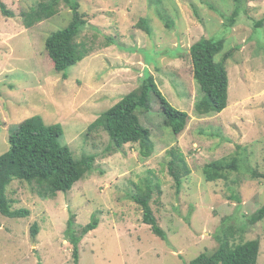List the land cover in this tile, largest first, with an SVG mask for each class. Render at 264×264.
<instances>
[{"label":"rangeland","instance_id":"rangeland-1","mask_svg":"<svg viewBox=\"0 0 264 264\" xmlns=\"http://www.w3.org/2000/svg\"><path fill=\"white\" fill-rule=\"evenodd\" d=\"M76 1L96 28L87 27L79 38L93 52L68 68L63 80L44 43L68 25L70 9L61 3L55 16L25 28L21 14L39 0H2L14 17L0 13V155L22 122L40 116L47 125L61 126L60 144L74 159L91 156L94 163L70 192L54 198H41L35 185L23 181L6 188L12 210L30 214L0 215V264H74L65 236L70 214L76 229L99 221L78 246V264H188L201 253L212 254L216 236L228 229L234 244L257 239V264H264V221H247L264 205V178L250 174L264 175V0L244 4L233 27H226L232 0ZM158 12L167 15L171 28ZM141 18L149 21L150 35L136 27ZM201 38L223 40L222 53L233 50L225 62L227 107L210 116L194 111L202 93L193 80L189 48ZM145 71L164 99L188 114L184 131L174 135L163 125L158 100L149 95L151 109L138 111L154 144L149 156L142 155L140 144L117 151L101 128L88 131L102 112L140 85ZM172 149L190 170L178 192L168 172ZM232 158L238 160L236 171L225 180L205 181L206 164ZM147 182L158 185L150 206L165 240L142 223L141 209L130 199L142 195Z\"/></svg>","mask_w":264,"mask_h":264},{"label":"trees","instance_id":"trees-1","mask_svg":"<svg viewBox=\"0 0 264 264\" xmlns=\"http://www.w3.org/2000/svg\"><path fill=\"white\" fill-rule=\"evenodd\" d=\"M254 0H232L234 9L226 27H233L240 13L244 11V4ZM71 11V20L68 25L51 33L45 40L44 47L52 61L53 69L66 79L65 72L88 57L93 49L79 38L91 20H87L84 11H80V4L76 0H39L35 6L21 14L25 28L48 20L58 12L60 4ZM0 13L5 18L14 17L12 11L0 0ZM88 15V14H87ZM223 15V14H220ZM159 18L167 28L172 23L167 15L158 12ZM256 23L255 27H260ZM147 35L151 34L149 21L141 18L136 24ZM111 40L109 39V42ZM224 41L201 38L189 48L192 64L193 80L197 84L201 98L194 104V111L198 116H210L222 112L227 107L228 74L225 62L231 58L233 50L223 52ZM221 59L216 56L221 54ZM153 94L158 100L162 114L163 125L174 135L182 133L188 121V114L172 107L162 96L153 76L145 71L140 85L121 97L113 106L102 112L89 126L88 131L101 128L109 137L111 145L120 151L127 144H140L143 156H149L154 150L150 131L143 127L138 117V111L148 112L151 109L149 95ZM63 131L60 125H47L40 116H33L22 122L8 138L9 149L0 155V215L8 218H25L29 210H12L11 201L6 196V188L14 181H23L37 187L41 198H54L57 193H68L72 187L93 170L94 158L82 156L74 159L69 148L61 145ZM171 159L168 162V172L172 177L175 189L181 188L183 178L190 174L184 158L175 149L169 152ZM238 169V160L212 161L203 168L206 182H216L226 179L229 171ZM254 178H264L251 170ZM158 185L147 182L142 195H133L130 199L140 207L142 223L149 226L155 236L165 240V233L159 227L150 206L151 191ZM142 188V187H141ZM247 221L254 225L264 221V205L256 212L247 216ZM99 221H91L78 229L75 228V215L70 214L65 230V236L70 243L74 264H78V246L84 236L94 231ZM38 226L30 228L31 237L35 238ZM218 247L212 254L201 253L188 264H257L260 243L257 239L239 244L231 242L234 231L228 229L223 235L216 236Z\"/></svg>","mask_w":264,"mask_h":264}]
</instances>
